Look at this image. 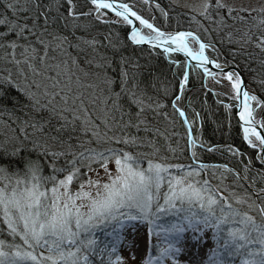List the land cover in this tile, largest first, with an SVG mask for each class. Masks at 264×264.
Returning <instances> with one entry per match:
<instances>
[{
    "label": "snow or ice",
    "instance_id": "6c2138e0",
    "mask_svg": "<svg viewBox=\"0 0 264 264\" xmlns=\"http://www.w3.org/2000/svg\"><path fill=\"white\" fill-rule=\"evenodd\" d=\"M67 3L68 14L74 15L75 6L72 0H67ZM90 3L97 12V19L101 10H113L126 24L133 25V20L129 17H134L140 25L149 29L150 33H154V35H144L138 28L132 27L128 36L132 43L136 45L147 43L152 48L162 47L166 54L184 53L186 57L197 61L196 67L203 68L206 76H214L209 71L208 64L220 68L219 64L209 60L205 55V49L209 46L201 42L193 33L166 34L125 3L117 5L109 0H90ZM211 6L210 3H206L203 14L206 15L207 9ZM6 7L11 9L12 13L11 16L4 15L0 18V28L4 29L0 31V49L11 50L14 57L15 50L21 47L19 41L27 39L25 33L32 35L35 33L28 26L29 17H24V22H21L16 7L13 4H8ZM36 7L39 9L40 5L37 4ZM216 7L223 5L217 3ZM19 11L26 12L28 9L22 8ZM231 11L229 9V12ZM83 15H91V11ZM192 42L198 44V50L190 47ZM87 43L94 44V41ZM261 44L264 45V40ZM125 62L122 58L121 63ZM96 67L105 70L110 64L97 63ZM120 75V92L114 91L116 81L109 77L106 71L98 77L104 86L102 90L111 94L108 99L112 101L113 110L120 111L121 96L127 95L130 103L135 104L143 112V100L135 91L127 88L128 73L122 69ZM226 75L231 82L235 97L239 99L241 95L243 96V107L239 112V118L249 125L243 127L244 139L250 146L257 147L250 139L254 136L259 141L261 150L264 151V135H261L255 127H251L254 119L249 101H257V97L242 90V80L238 74L235 79L231 72ZM188 82L189 73L185 71L179 82L181 95H177L172 102L173 109L180 117L185 118V123H187L185 112L177 107V101L181 99ZM58 83V81L54 82L52 88L55 89ZM33 86L37 91H31ZM9 88L22 92L29 101L28 107L32 111L48 110L67 120L63 112L69 109L62 108L58 112L54 104L60 93L50 92L47 85L33 81L27 88H21L9 74L0 78V97ZM41 97L46 99V103L41 102ZM61 100L67 105L66 95L61 96ZM73 119L79 117L74 116ZM22 123L24 127H20L18 131L24 133V140L28 139V127L41 132L44 129L43 124L38 126L28 120ZM92 135L98 136V133L93 132ZM17 139L18 137L14 136L10 141L0 144V226L7 230L13 240L19 238L22 243L9 244L5 240H0V264H93L92 257H98L100 264H105V254L108 256L107 264H126L125 259L118 253V246L124 244L125 229L130 227L135 230L136 222L147 227L150 249L159 248L158 244H151L153 235L157 238L162 237L167 244L155 259L149 253L144 264H163L164 260H171V264H180L179 257L188 246L196 250L197 246L208 244L209 240L214 246L210 249L208 264H235L238 257H242L240 264H264V206L249 204V211L234 208L233 201L228 197L213 192L208 180L193 181V175H199L198 172L189 171L185 175L172 176L169 169L173 166L153 163L149 160L145 169L141 167L136 157L123 150L90 149L87 153L81 152L79 157L88 162L86 165L88 171L95 172L98 178L93 180L88 177L79 184V189L73 192L74 181L80 180V177L86 176L87 173H81L79 168L74 167L59 179L58 173H62L64 169L56 168L54 161L64 153L50 151L46 144H41L38 140L31 142L30 149L23 141L19 144L12 143L11 148L7 147L8 143ZM114 142L128 145L135 144L136 140L135 138L115 139ZM189 143L195 145L194 140L190 139ZM25 152H28V156L23 155ZM32 153H36L35 160L31 159ZM192 155L195 157L196 153L193 152ZM41 158L52 161L47 165L52 169L51 175H43L45 164L42 163ZM261 159L264 161V157ZM113 160L114 171L109 169V163ZM73 163L75 164V161ZM93 164L103 169L107 177L106 181L102 182L99 171L92 167ZM174 167L181 169L183 166ZM165 181L168 191L163 194V203H160L161 188ZM49 184L51 187H48ZM235 203L245 202L235 198ZM185 205L188 207L185 208ZM193 208H198L199 211H193ZM253 209L259 213V223L256 217L250 214ZM168 216L175 217V222H163ZM98 232L111 238L102 247L97 236ZM188 233H191V236H188ZM37 248L45 249L48 255H44L43 252L37 255ZM113 256L115 259L112 258ZM131 259H136L135 254ZM188 264L195 262L189 261Z\"/></svg>",
    "mask_w": 264,
    "mask_h": 264
},
{
    "label": "trees",
    "instance_id": "16d2710c",
    "mask_svg": "<svg viewBox=\"0 0 264 264\" xmlns=\"http://www.w3.org/2000/svg\"><path fill=\"white\" fill-rule=\"evenodd\" d=\"M114 1L128 4L144 17L141 11L130 4L131 0ZM72 2L75 6L74 15L68 14L67 0H23V7L28 11H21L20 15L30 18L27 22L34 25L36 31L43 32L42 38L53 34L63 36L71 43V49L74 42L76 45L85 43L82 47L76 46L74 54L86 78L88 75L92 78L91 92L86 96L89 100L85 105L89 124H86L83 130L73 122L71 125L62 124L59 116L48 110L32 111L22 92L9 88L0 97V144L15 136L18 139L8 143L7 147L11 148L12 143L19 144L23 141L30 149L31 142L38 140L41 144H46L50 151L61 149L65 156L54 163L56 168L64 169L63 172L73 166V161L75 164H81L77 163L81 160V152L87 153L90 149L103 151L106 148L123 150L136 157L143 168L148 166L149 160L173 166L169 171L175 169L172 171L174 174L197 168L209 181L214 193H244L253 196L258 206H264V166L261 155L244 139L243 129L237 120L238 100L229 82L216 80L215 76H212L209 77L212 86H208L209 78L206 79L200 69L194 66L190 68L189 82L181 99L177 101V107L185 112L189 128L172 107L176 96L181 95L179 82L186 71V60L177 55L164 54L154 48L132 44L128 39V24L111 20L106 23L93 14L83 15L94 6L87 0ZM37 4L40 5L39 9ZM1 8L3 7L0 3ZM161 15L164 17V14ZM177 15V12L170 10L167 18L161 22L155 21L154 25L165 31L196 33L209 46L208 55L212 60L237 66L242 71L248 86L264 108V51H246L224 42V38L216 40L209 24L211 21H205L202 17L191 18L186 14ZM209 16L216 22L215 11L212 10ZM229 16L234 21H230ZM229 16H226L224 25L216 22L223 31L222 35L226 32V26L229 28L232 23L252 28L250 17H246L242 11L231 12ZM261 19L264 21L263 17ZM93 41L94 44L87 43ZM1 51L3 50L0 49ZM122 58L126 61L123 64ZM97 63H107L110 67L101 70L96 67ZM2 69L4 68L0 63V78L4 77ZM122 69L128 73L127 88L135 91L143 100V112L130 103L127 95L121 96L120 111H114L112 101L108 99L111 94L102 90L104 86L98 77L106 71L107 75L116 81L114 91L120 92ZM91 102L99 107H90ZM97 116L101 117L98 119ZM24 120L34 122L38 126L43 124V131H34L28 127L27 131L35 138L24 140L23 136L17 134L18 129L24 127ZM97 129L101 131V137L92 135ZM190 134L191 140L195 141L194 146L189 143ZM132 138H135V144L114 142L115 139ZM193 152L196 153L195 157ZM23 155L28 156V153ZM36 158L32 153L31 159ZM43 162L47 165L51 160L42 159ZM83 162L88 163L84 160ZM176 165L183 167L177 169L174 167ZM202 165L204 167H201ZM247 185L258 196H255ZM196 211L199 209L196 208ZM254 215L260 220L257 211ZM157 256L158 252L155 258Z\"/></svg>",
    "mask_w": 264,
    "mask_h": 264
},
{
    "label": "rangeland",
    "instance_id": "374dc122",
    "mask_svg": "<svg viewBox=\"0 0 264 264\" xmlns=\"http://www.w3.org/2000/svg\"><path fill=\"white\" fill-rule=\"evenodd\" d=\"M150 1L151 2L149 1L146 2V0H131L130 4L139 11H141L144 15V18L148 19L152 23H155V21L161 22L162 19L167 18V15L170 12V10H174L175 12L178 13V15L179 14L190 15L191 18L202 17L205 19V21H209V22L211 21L209 24L210 27L212 28L211 30H213L214 35L216 36L215 38L216 40H218L217 38H224L225 40L224 42L228 44H232L237 48L246 51H250L252 49L264 51V45L261 44V41L264 40V22H262L263 20L261 19L262 17L264 18V0H150ZM0 3L2 4L3 7L1 8L3 10L0 9V18H3L4 15L11 16L12 10L8 9L6 5L13 4L18 10L17 16L21 18V22H24L23 17L20 15L21 11H19V9L24 8L23 0H0ZM206 3H210L212 6L207 9V14L205 15L203 13L205 12L204 5ZM217 3L223 5V7H216ZM157 5H159V7H157ZM229 9H231L232 10L231 12L234 13L235 11H242L246 17H250L252 28H248L245 26L241 27V26H237V24L232 23L229 24L230 25L229 28L228 26H226L225 28L226 32L222 35L223 31L222 29H220L217 23L224 25V20H226V16H229L231 13L229 12ZM212 10L215 11L216 14L215 20L217 23L213 20V18L209 16ZM90 11L91 14L97 17V12L94 10V7L88 10V12ZM161 14H164V17H162ZM99 19L103 21L111 20L114 22H118L117 16L107 13L106 11L103 10H101L99 13ZM229 20L234 21L232 20L231 17ZM27 23L29 28H32L35 34L32 35L27 32L25 33L27 39L19 41L21 47H18L15 50V56L13 57V55L11 54V50L5 51L4 49H2L3 51L0 52V63L4 68L1 70L2 74L4 71L3 76L6 77L9 76L10 74L14 82L19 84L21 88H27L29 85L33 83V81H35L37 83H41L42 85H47L48 90L50 92L55 91L57 93H60V95L56 97L54 104L58 112L62 108L69 109L68 111L63 112V116L66 117L67 120L62 119L61 116L57 113H54L55 116L57 115L59 116V120L62 122V124L67 123L71 125L75 123L78 125L79 129L81 128L84 130L86 128V124H89L88 114L85 105L89 100L86 99V96L88 95L89 92H91L90 84L92 78H90L89 75L87 77L88 79L86 78L83 68L79 64L78 59L74 53L76 52L75 49H77L76 46L81 45L82 47L85 43L84 44L79 43V45H76L74 42L71 49V43H69V40L65 39L63 36L53 34L48 36L47 38L46 36L42 38L43 32L36 31L32 24H29V22ZM239 27L242 29H238ZM3 30H4L3 28H0V31ZM166 32H173V31H166ZM39 33L41 34L39 35ZM12 38L15 39V37ZM190 47H192L194 50H198L199 46L198 44L192 42L190 43ZM25 49H27V51H25ZM206 50L208 52L210 48L207 47ZM16 61H19V63H16ZM218 63L227 65L219 61ZM215 79L220 81L221 80L228 81L227 76L225 74L215 75ZM56 81H58L59 83L57 84V87L53 89L52 84ZM207 82H208L207 83L208 86H212V80H210V78L207 80ZM228 82L231 85V82L230 81ZM248 90L250 91V95H252L251 93H254L249 86H248ZM31 91H37V90L33 86L31 88ZM65 95L68 97L67 105H65L61 100V96H65ZM41 102L46 103V99L41 97ZM254 103H255V107L258 106V108L255 109L256 121L262 126L264 125V108L259 102V100L254 101ZM90 107L97 108L99 106L91 102ZM74 116L79 117V119H73ZM100 117L101 116H97L98 119ZM27 133L29 139L35 138V136H32L29 131H27ZM96 133H98V137L102 136V133L99 129H97ZM17 134L24 137L23 133L19 132ZM250 139L255 145H257V147L254 148L257 149L259 152L258 149L259 141L256 140L254 136L250 137ZM56 152L64 153L61 149H59V151ZM25 153L27 154L28 152ZM34 155H36V153H34ZM63 156H65V153L64 155L57 157L55 159V162H58L60 157L63 158ZM41 159L50 160L48 158H41ZM78 162H80L81 164H73V166L71 165L70 167H68V171L58 173L59 179H62L65 175L68 174V172L72 171L74 167L79 168L81 170V173H87L86 176L82 175L80 177V180L74 181L72 186L73 192L77 191L79 189V184L85 181L88 177H91L93 180H96L98 178L95 172L88 171L86 167L87 163H84L83 160H78L77 163ZM43 163L45 164V162ZM48 164L49 163H47V165ZM47 165L45 164L43 171V175L45 176L52 174V169ZM92 167L99 171L100 178H102V182L107 180V177L105 176L103 169H100L98 165L95 164H93ZM109 169L112 171L115 170L114 160L109 163ZM174 170L175 169H171L170 171L172 176L185 175L189 171H193L194 173L196 172L199 173V175H195V174L193 175L192 177L193 181L199 180L203 182L204 180H206L202 176L201 171L197 168H189L185 171H179L177 172V174H174L172 172ZM167 175L168 174L166 173L165 176L167 177ZM48 187H51V185L49 184ZM167 191H168L167 181H165L164 185L161 188L160 203H163L162 197L163 194L166 193ZM217 194L222 195L224 197H228L229 200L233 201V207L238 208L242 211H249L248 209L249 204L257 205L253 196L244 193L232 192L231 194H229L227 192H223V193L220 192ZM235 198L242 199L245 203L236 204ZM184 207L187 208L188 205H185ZM193 210L196 211V208H193ZM250 214L254 215L255 210L254 209L251 210ZM163 222H175V217L168 216L165 218V221ZM257 222L259 223L260 220L257 219ZM109 231H111V229H109ZM128 231L135 232L133 234V237L125 235L124 244L118 246V253L120 256H122L125 259L126 264H144V261L148 258L149 253H151V256L153 257V259H155L156 252L160 254V250L167 247V244L164 242L162 237L157 238L155 235H153L151 237V244L152 245L158 244L159 248L151 247L150 249L147 227L143 224H140L139 222H136L135 230L129 227ZM97 236L101 241V247L103 246L104 243H107L108 240L111 239L110 237H106L102 232H98ZM0 240H5L6 243L9 244L22 243L19 240V238L13 240L12 237L8 235L7 230L3 226H0ZM209 243L210 244L208 248H204V250L208 252V256L210 254V249L214 246L211 240H209ZM41 252H43L44 255H48V252L45 249L43 248L36 249L37 255H39V253ZM133 254H135L136 257L135 260L131 259ZM112 258L115 259V256H113ZM104 259H105V264H107V260H108L107 254H105ZM241 259L242 257L236 258L235 264H240ZM92 260H93V264H100V259L98 257H92ZM179 260H180V264H188L189 261H194L196 264L195 259L191 258V260H189L186 258H182L181 255L179 257ZM163 264H171V260H166V262H164Z\"/></svg>",
    "mask_w": 264,
    "mask_h": 264
},
{
    "label": "water",
    "instance_id": "95a60500",
    "mask_svg": "<svg viewBox=\"0 0 264 264\" xmlns=\"http://www.w3.org/2000/svg\"><path fill=\"white\" fill-rule=\"evenodd\" d=\"M87 1L90 2V0H87ZM147 1H149V0H147ZM109 2H113V3L117 4V5L120 4L119 2H115V1H112V0H109ZM105 11L115 14V11H113V10H107V9H105ZM133 11H134V10H133ZM115 15H116V14H115ZM138 15H139V14H138ZM121 18H122V17H121ZM129 18L133 20V25H131V29H132V27H136V28H138V23H139V21H136L134 17H129ZM142 18H143V17H142ZM122 19H123V18H122ZM155 27H156V26H155ZM161 31H162V30H161ZM130 32H131V31H130ZM163 32L166 33V34H175V33H177V32H173V33H172V32H165V31H163ZM181 32H187V31H181ZM191 33H193V32H191ZM193 34L196 35V36H198L196 33H193ZM129 35H130V33L128 34V36H129ZM198 37H199V36H198ZM199 38H200V37H199ZM129 41H130V40H129ZM200 41L203 42V40H202L201 38H200ZM130 42H131V41H130ZM131 43H132V42H131ZM203 43H204V42H203ZM132 44H134V43H132ZM134 45H136V44H134ZM136 46L152 48V46H151L150 44H147V43L142 44V45H136ZM155 49H157V50L161 51L162 53H164L162 47H160V48H155ZM164 54H166V53H164ZM171 54H172V55L180 56V57H182V58H184V59L186 60V62H187L186 71H187L188 73H189V70H190L191 65H193V66H195V67H196V65H197V61L192 60L190 57H186V56L184 55V53L173 52V53H171ZM205 55L209 58V60L214 61V60H212V59L209 57V55H208L206 49H205ZM215 63L219 64V65H220V68H216L213 64H208L207 67L209 68V71H210V72H212L214 75H219V74H225V75H226L227 73L231 72V73L234 74V79L236 78V74H238L239 78L242 80V90H246V91H248L249 94H250V91L248 90L247 80L245 79L243 73L241 72V70H240L237 66L224 65V64L218 63L217 61H215ZM196 68H198V67H196ZM198 69H200V70L203 72V68H198ZM203 73H204V72H203ZM205 76H206V75H205ZM226 76H227V75H226ZM206 77H208V76H206ZM253 103H254V102L251 101V104H252V105H251V108L253 109V119H254V123L251 125V127H255L256 130H257L258 132L261 133V135H264V128H263V127L261 126V124H259V123L256 121V119H255V116H254V105H253ZM242 107H243V96L241 95L240 98L238 99L237 120H238L240 126L243 128V127H247V126H249V125L245 124L244 121H241L240 118H239V112L242 110ZM185 116H186V115H185ZM182 118H183V120L185 121V118H184V117H182ZM186 118H187V117H186ZM186 125L190 128V124H189L188 119H187V123H186ZM190 139H192V135H191V134H190ZM258 149H259V152H260V154H261V157H264V151L261 150L260 146H259ZM262 163H263V166H264V161H262ZM255 196H257V194H256Z\"/></svg>",
    "mask_w": 264,
    "mask_h": 264
},
{
    "label": "bare ground",
    "instance_id": "6f19581e",
    "mask_svg": "<svg viewBox=\"0 0 264 264\" xmlns=\"http://www.w3.org/2000/svg\"><path fill=\"white\" fill-rule=\"evenodd\" d=\"M247 187L254 195H256V193H254L252 191V188L250 186L247 185ZM128 229H129V227L125 229L124 235L133 237V234L135 232H129ZM187 235L191 236V233H188ZM209 244L210 243L204 244V245H199V246H197L196 250H193L191 248V246H188V248H186L185 252H183L181 254V257L182 258H187V259H188V257L193 258V259L196 260V262L198 264H205V263L208 264V257H207L208 256V252H206L204 250V248H208Z\"/></svg>",
    "mask_w": 264,
    "mask_h": 264
},
{
    "label": "flooded vegetation",
    "instance_id": "af4514ba",
    "mask_svg": "<svg viewBox=\"0 0 264 264\" xmlns=\"http://www.w3.org/2000/svg\"><path fill=\"white\" fill-rule=\"evenodd\" d=\"M114 1V0H113ZM117 2H119V1H117ZM149 2H151L150 0H149ZM119 3H122V2H119ZM138 13V12H137ZM139 14V13H138ZM140 15V14H139ZM141 16V15H140ZM141 17H143V16H141ZM144 18V17H143ZM117 21H121L120 20V18H118L117 19ZM122 22V21H121ZM151 22V21H150ZM152 23V22H151ZM154 24V23H153ZM157 27V26H156ZM138 28H139V30L141 31V33L142 34H144V35H149V34H152V35H154L153 33H150V31H148L147 29H145L142 25H140L139 23H138ZM160 29V28H159ZM249 104H250V106L252 105L251 104V101H249Z\"/></svg>",
    "mask_w": 264,
    "mask_h": 264
}]
</instances>
